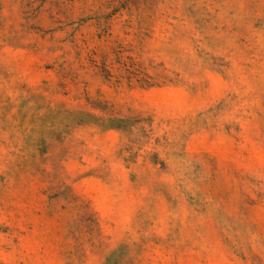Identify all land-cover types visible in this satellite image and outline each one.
<instances>
[{
    "label": "rangeland",
    "instance_id": "374dc122",
    "mask_svg": "<svg viewBox=\"0 0 264 264\" xmlns=\"http://www.w3.org/2000/svg\"><path fill=\"white\" fill-rule=\"evenodd\" d=\"M0 264H264V0H0Z\"/></svg>",
    "mask_w": 264,
    "mask_h": 264
}]
</instances>
